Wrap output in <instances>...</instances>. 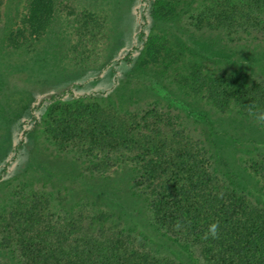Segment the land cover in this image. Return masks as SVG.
<instances>
[{"label":"rangeland","instance_id":"rangeland-1","mask_svg":"<svg viewBox=\"0 0 264 264\" xmlns=\"http://www.w3.org/2000/svg\"><path fill=\"white\" fill-rule=\"evenodd\" d=\"M239 1L156 0L147 13L145 37L138 41L139 0H4L0 5V237L5 232L4 216L15 212L19 201L33 198L32 193L51 187L61 190L65 196L51 204L58 214L75 208L84 196L104 202L94 193L100 189L86 190L102 186L111 200L135 212L128 226L182 264H205L198 249L154 226L145 197L134 187L133 166L114 167L107 177L81 171L94 165L80 158V148H86L80 135L94 136L95 130L81 127L80 115L98 116L112 105L165 107L194 134L198 132L194 118L186 117L184 108L207 112V121L202 119L198 128L213 138L209 150L215 171L256 206L252 215L264 217V185L244 162L256 151L264 152V127L233 102L220 111L206 97L195 96L198 75L217 78L240 68H264V62L255 61L264 57V43L232 40L211 21L217 5ZM134 44L139 45L135 62H119ZM68 88L74 93L48 101ZM94 89L104 93L81 95ZM43 100L38 122L30 126V106ZM179 101H185L186 107ZM22 133L25 138L14 158ZM116 185L127 192L120 195ZM15 216L20 225L18 213ZM13 250L0 247V262L5 257L15 259Z\"/></svg>","mask_w":264,"mask_h":264},{"label":"trees","instance_id":"trees-1","mask_svg":"<svg viewBox=\"0 0 264 264\" xmlns=\"http://www.w3.org/2000/svg\"><path fill=\"white\" fill-rule=\"evenodd\" d=\"M3 2L0 0V5ZM155 3L156 0L138 2V41L145 37L147 13ZM215 8L211 21L226 37L264 43V0H240ZM138 46L134 44L119 62H135ZM255 61L262 63L264 57ZM197 83L195 96L206 97L217 110L222 111L233 102L246 115L250 108L264 111V68H240L217 78L198 75ZM103 91L86 90L81 95L93 97ZM67 93L74 91L68 88L53 94L48 101H58ZM44 103L43 100L30 106V126L38 122L37 110ZM179 103L186 107L185 101ZM184 109L186 117L194 118L196 134L186 130L176 116L172 118L169 109L156 105L139 109L112 105L109 112L100 110L98 116L80 115V126L95 130L94 136L80 135V144L86 146L80 148V158L94 165L81 171L107 177L114 167L133 166L137 172L134 187L145 197L147 215L156 228L188 248L198 249L205 264H264V217L252 215L257 212L256 206L247 203L244 193L228 185L224 176L215 171L214 154L209 150L213 138L204 136L198 128L202 119L207 121L208 113ZM208 122L212 128L213 122ZM24 138L22 133L14 147V158ZM244 162L264 185V152L256 151ZM93 187L86 190L100 189L94 193L104 202L84 196L75 208L59 210L58 214L52 212L51 204L65 194L55 187L19 201L16 211L4 216L5 232L0 237V247H12L15 259L5 257L0 264H182L128 226L127 220L134 211L127 210L115 198L111 200L102 186ZM116 187L120 195L127 192L122 185ZM46 210L56 219L49 218ZM17 213L20 225L15 222ZM177 221L182 225L179 230L175 228ZM217 221L219 239H202Z\"/></svg>","mask_w":264,"mask_h":264},{"label":"clouds","instance_id":"clouds-1","mask_svg":"<svg viewBox=\"0 0 264 264\" xmlns=\"http://www.w3.org/2000/svg\"><path fill=\"white\" fill-rule=\"evenodd\" d=\"M249 114L259 123L264 124V111H254L253 109H249ZM181 222L177 221L175 224V228L179 230L181 228ZM219 222L212 223L208 230L204 233L202 239L208 240L211 239H219Z\"/></svg>","mask_w":264,"mask_h":264}]
</instances>
